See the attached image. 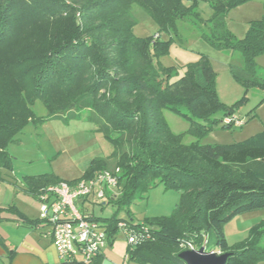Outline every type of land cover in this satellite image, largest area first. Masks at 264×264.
<instances>
[{
	"label": "trees",
	"instance_id": "obj_1",
	"mask_svg": "<svg viewBox=\"0 0 264 264\" xmlns=\"http://www.w3.org/2000/svg\"><path fill=\"white\" fill-rule=\"evenodd\" d=\"M200 0H0V170L11 171L7 149L22 130L35 121L80 120L103 135L114 152L94 158L79 179L67 182L52 174L24 178L28 193L38 197L48 187L70 185L120 169L118 195L111 204L126 208L109 218L90 215L111 245L124 223L139 237L127 246V260L150 264H185L179 254L199 251L214 236L215 254H229L225 264H256L264 252L256 244L264 230L254 227L249 238L231 248L224 227L237 216L264 209V132L232 145H183L163 117L170 110L190 120L192 129H212L211 118L222 111L235 114L216 94L215 73L203 54L187 65L175 81L174 70L159 59L168 44L158 38H136L131 9L145 12L160 32L174 30L175 22L191 14ZM249 0H217L212 34L203 40L217 50L238 52L243 69L230 66L232 78L245 89L264 91L255 58L264 53V18L252 22L242 40L224 28L227 13ZM40 103L47 115L36 117ZM200 123H205L201 126ZM207 123V124H206ZM231 128L223 125L222 129ZM123 187L121 188V185ZM157 185L179 193L171 215L135 223L129 208L138 193ZM107 205V203L105 204ZM118 208V210H120ZM19 221H31L18 213ZM191 248V249H190ZM102 252L89 263L66 260L60 264H100Z\"/></svg>",
	"mask_w": 264,
	"mask_h": 264
},
{
	"label": "rangeland",
	"instance_id": "obj_2",
	"mask_svg": "<svg viewBox=\"0 0 264 264\" xmlns=\"http://www.w3.org/2000/svg\"><path fill=\"white\" fill-rule=\"evenodd\" d=\"M217 0H200L190 16L177 20L174 30L169 33L160 32L156 23L139 7L134 5L131 13L134 19L132 34L136 38H150L160 33V40L168 42V51L159 59L164 67H170L175 72L172 81L178 80L185 72L187 65L195 63L203 54L209 60L215 73V89L219 101L231 107L245 98L246 101L236 109L235 116L242 122L240 127L222 129L224 112L216 113L210 124L216 120L219 126L212 129H192L188 118L170 110L163 111V117L172 133L180 138L183 145L196 143L200 146L232 145L240 143L256 134L264 132V91L256 87L245 89L235 82L229 67L243 69L244 61L240 53L230 50H217L209 46L203 36L212 34V6ZM264 18V0H249L233 7L224 21V28L236 40L246 36L252 22ZM257 76L264 79V53L255 58ZM36 117L47 115L45 108L37 103L34 108ZM89 112H82L80 120L63 121L52 119L35 121L26 125L18 136V141L9 146L15 171L18 174L27 173L31 176L52 174L59 179L70 182L79 179L90 161L94 158H110L114 152L113 146L107 142L101 133L88 122ZM204 126L205 123H200ZM207 124V123H206ZM114 169V168H113ZM121 174V173H120ZM123 184L121 185V188ZM120 190V188H115ZM179 193L157 185L146 192L138 193L130 205V217L140 223L147 219L168 217L179 203ZM107 200H97L90 206V212L96 217L109 218L116 211L119 218H126L127 209L120 205H105ZM118 208L120 210H118ZM79 210V207H77ZM264 230V209L249 212L232 219L224 227V234L229 247L233 248L249 238L254 227ZM128 242L122 229L115 240L106 249L110 261L115 264H150L127 260ZM207 251L215 249L214 236L206 246ZM254 247L264 252V234L260 235ZM107 257V256H106ZM256 264H264L259 261Z\"/></svg>",
	"mask_w": 264,
	"mask_h": 264
},
{
	"label": "built area",
	"instance_id": "obj_3",
	"mask_svg": "<svg viewBox=\"0 0 264 264\" xmlns=\"http://www.w3.org/2000/svg\"><path fill=\"white\" fill-rule=\"evenodd\" d=\"M154 38H158L155 35ZM223 125L240 127L242 122L235 116L226 117ZM120 169L103 171L92 179L81 180L76 184L60 183L48 187L37 197L41 203L40 219L49 226L48 236L61 261L80 260L91 262L107 246V235L97 222L83 216L77 209L76 202L92 194L97 200L105 197L104 188H117ZM128 245L136 247L140 239L124 223L119 224ZM191 249V248H190Z\"/></svg>",
	"mask_w": 264,
	"mask_h": 264
},
{
	"label": "crops",
	"instance_id": "obj_4",
	"mask_svg": "<svg viewBox=\"0 0 264 264\" xmlns=\"http://www.w3.org/2000/svg\"><path fill=\"white\" fill-rule=\"evenodd\" d=\"M9 149L7 151L11 156ZM27 176L31 175L16 173L13 161L11 171L0 170V264H60L62 261L48 236L49 226L40 223L31 227L27 222L19 221L18 213L31 221L40 219L41 203L38 198L28 193L24 182ZM104 191L103 199L107 200L108 205L111 203L110 198L118 195V190L104 188ZM96 202L97 199L92 194L88 198L78 200L76 206L82 215L96 217L93 210L90 212V206ZM108 246L107 244L102 251L100 264H115L106 254Z\"/></svg>",
	"mask_w": 264,
	"mask_h": 264
},
{
	"label": "water",
	"instance_id": "obj_5",
	"mask_svg": "<svg viewBox=\"0 0 264 264\" xmlns=\"http://www.w3.org/2000/svg\"><path fill=\"white\" fill-rule=\"evenodd\" d=\"M229 254H215L214 252H205L203 248L199 251H183L179 258L185 264H225Z\"/></svg>",
	"mask_w": 264,
	"mask_h": 264
}]
</instances>
